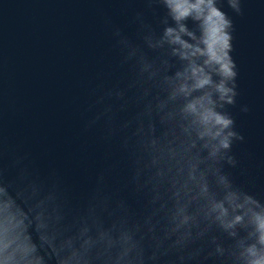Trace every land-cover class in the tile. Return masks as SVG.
<instances>
[{
    "label": "clouds",
    "instance_id": "clouds-1",
    "mask_svg": "<svg viewBox=\"0 0 264 264\" xmlns=\"http://www.w3.org/2000/svg\"><path fill=\"white\" fill-rule=\"evenodd\" d=\"M116 2L132 11L102 16L108 45L71 98L103 149L85 192L42 172L0 114V264H264V195L234 150L231 109L250 105L225 9L244 0Z\"/></svg>",
    "mask_w": 264,
    "mask_h": 264
},
{
    "label": "water",
    "instance_id": "water-1",
    "mask_svg": "<svg viewBox=\"0 0 264 264\" xmlns=\"http://www.w3.org/2000/svg\"><path fill=\"white\" fill-rule=\"evenodd\" d=\"M132 7L142 5L137 0ZM225 10L235 26L237 103L250 105L248 113L231 109L246 138L234 150L253 155L244 160L256 177L251 190L264 195V0H244L241 15ZM131 11L116 0H0V114L5 131L12 140L23 137L40 170L55 166L77 195L90 187L103 163V149L91 134L81 132L71 98L77 79L96 70L97 57L108 45L102 16L125 24Z\"/></svg>",
    "mask_w": 264,
    "mask_h": 264
}]
</instances>
